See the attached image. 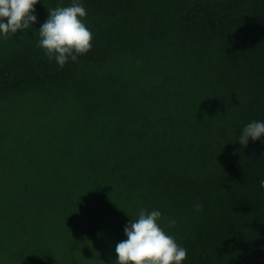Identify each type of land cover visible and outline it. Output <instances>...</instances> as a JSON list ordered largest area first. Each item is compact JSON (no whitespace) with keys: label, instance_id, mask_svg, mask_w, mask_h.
<instances>
[{"label":"trees","instance_id":"trees-1","mask_svg":"<svg viewBox=\"0 0 264 264\" xmlns=\"http://www.w3.org/2000/svg\"><path fill=\"white\" fill-rule=\"evenodd\" d=\"M83 4L62 67L33 28L0 39V264H117L140 207L183 264H264V142L237 141L264 120V0Z\"/></svg>","mask_w":264,"mask_h":264},{"label":"clouds","instance_id":"clouds-1","mask_svg":"<svg viewBox=\"0 0 264 264\" xmlns=\"http://www.w3.org/2000/svg\"><path fill=\"white\" fill-rule=\"evenodd\" d=\"M36 3L37 0H0V39L12 36L18 29L33 28ZM85 16L83 0H58L54 7L47 8L46 18L33 29L38 34L36 44L50 61L62 67L92 47L93 33L84 22ZM249 138L264 142V120L252 119L242 126L237 141L246 145ZM259 185L264 188V178ZM193 207L199 210L201 205L196 203ZM161 219L159 208L138 209L135 217L123 226L125 238L115 243L117 264H183L186 249L164 230ZM163 222L174 225L176 219L164 218Z\"/></svg>","mask_w":264,"mask_h":264}]
</instances>
